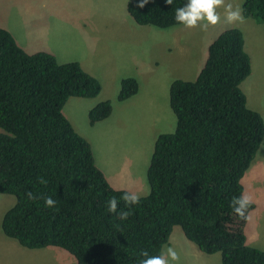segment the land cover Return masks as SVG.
<instances>
[{"label":"trees","instance_id":"16d2710c","mask_svg":"<svg viewBox=\"0 0 264 264\" xmlns=\"http://www.w3.org/2000/svg\"><path fill=\"white\" fill-rule=\"evenodd\" d=\"M185 2L132 0L127 12L138 25L168 29L180 25L175 10ZM241 10L264 27V0H243ZM251 71L244 33L231 28L209 45L196 80L171 83L176 129L158 136L147 171L150 192L121 221L105 202L129 191L109 183L90 142L63 112L70 98H97L101 82L79 62L26 52L0 26V194L16 199L3 234L28 249L61 248L77 264H138L142 251L158 254L180 226L202 252L220 253L221 264H264V250L247 243L248 220L230 207L245 193L242 180L264 141V118L241 89ZM139 88L136 78H123L117 100ZM112 112L110 100L96 104L90 125ZM27 191L37 199L28 200ZM45 196L57 201L55 209L44 205ZM119 208L128 210L123 201Z\"/></svg>","mask_w":264,"mask_h":264},{"label":"rangeland","instance_id":"374dc122","mask_svg":"<svg viewBox=\"0 0 264 264\" xmlns=\"http://www.w3.org/2000/svg\"><path fill=\"white\" fill-rule=\"evenodd\" d=\"M130 1L0 0V9H7L0 14V25L15 35L26 52H49L60 63L79 62L87 72H97L103 87L98 100L116 99V90L125 76L133 75L138 80L141 96L124 107L126 117L122 122L96 123L92 127L89 111L95 98H70L63 112L90 142L96 164L112 186L143 197L150 192L147 171L155 142L160 134L174 132L177 125L170 107L171 83L176 79L196 80L209 45L228 29L239 27L247 36L252 71L241 89L248 106L264 117V27L245 18L242 11L240 21L228 23L224 19L223 6L231 2L242 9L243 0H223L218 9L220 21L206 30L182 25L168 29L138 25L127 12ZM114 67L119 76H108ZM115 105L118 118L122 110L119 101ZM123 132V140L115 137ZM242 183L256 205L248 224L260 225L263 240L258 249L264 250V141ZM15 202L13 195L0 194V264H77L76 258L61 248L28 249L6 237L2 220ZM169 246L179 257L173 264L222 263L220 253L202 252L180 226L173 228L162 250Z\"/></svg>","mask_w":264,"mask_h":264},{"label":"clouds","instance_id":"9594fccd","mask_svg":"<svg viewBox=\"0 0 264 264\" xmlns=\"http://www.w3.org/2000/svg\"><path fill=\"white\" fill-rule=\"evenodd\" d=\"M146 2V0H145ZM167 3H171V0H166ZM223 0H186L183 6L178 7L175 10V21L184 26L185 28L199 27L201 30H206L209 26L216 25L221 15L218 11L222 5ZM143 6V3L140 5ZM241 8L239 6H233L231 2L223 6L224 19L228 23H233L242 20ZM41 184H46L47 181L40 177ZM25 196L28 200L37 199L33 192H25ZM139 195L135 192H124L119 198L112 196L105 202L106 210L109 213H114L121 221L126 220L130 215V208L139 202ZM123 201L124 208H119V202ZM44 205L48 208L55 209L57 201L51 196H45L43 198ZM252 196L242 192L238 196H234L230 201V207L232 211L245 221L250 219V205L252 204ZM141 258L138 260V264H173L179 260L178 254L172 247H166V249L160 251L158 254L151 255L147 251L140 253Z\"/></svg>","mask_w":264,"mask_h":264},{"label":"crops","instance_id":"0c3cea01","mask_svg":"<svg viewBox=\"0 0 264 264\" xmlns=\"http://www.w3.org/2000/svg\"><path fill=\"white\" fill-rule=\"evenodd\" d=\"M5 12H7V9H0V14H2V15H4V13ZM1 26V25H0ZM257 26V25H256ZM2 27V26H1ZM3 28V27H2ZM239 28V27H238ZM4 29H6V28H4ZM243 31V30H242ZM243 33H244V36H245V47H246V50H247V52H248V48H247V36H246V34H245V32L243 31ZM14 35V34H13ZM15 36V35H14ZM15 39H16V37H15ZM251 39V38H250ZM17 41V40H16ZM212 43V42H211ZM20 45V44H19ZM22 47V46H21ZM30 53V52H29ZM32 53V52H31ZM249 53V52H248ZM81 66H83L82 64H81ZM84 70H85V68H83ZM86 71V70H85ZM95 71V70H94ZM118 71H117V68L116 67H114V69H111L109 72H108V76H110V77H117V76H119V74L117 73ZM89 73V72H88ZM97 73V72H96ZM95 72H90V74L91 75H93L94 77H99V76H97V74H96ZM139 73V75L141 76V74H140V72H138ZM126 77H133V75H128V76H125V78ZM122 79V78H121ZM102 89H103V87H102ZM117 92H116V99H113V98H110V100H112V103H113V112H112V114H111V116L109 117V118H107L106 120H103V121H101V122H98L96 125H98V124H100V123H104V122H106L105 124H110V123H112V121H118V122H120L121 120H122V118L123 117H126V113H125V111H123V109H124V107L125 106H128L134 99H136V98H140V96H141V94H140V91H139V93L138 94H136L135 96H133V97H131V98H129L128 100H126V101H123V102H119V104L120 105H118L119 106V108L122 110L121 112H120V114L118 115V118L116 117L117 116V113H116V115H115V111H116V109H115V102H117L118 100H117V96H118V94H119V91H120V88H119V90L117 89L116 90ZM103 92V91H102ZM140 94V96H138ZM138 96V97H137ZM95 101H94V103H93V106L92 107H94L96 104H98V103H100L101 101H104V100H106V98H102V99H94ZM91 107V108H92ZM90 108V109H91ZM256 111V110H255ZM263 116V115H262ZM68 118V117H67ZM264 118V117H263ZM69 119V118H68ZM70 120V119H69ZM120 120V121H119ZM71 121V120H70ZM122 122V121H121ZM72 123V122H71ZM96 125H92V127H94V126H96ZM125 135H126V132H123L121 135H118V134H115V137L116 138H118V139H120V140H123L124 138H125ZM100 168V167H99ZM101 169V168H100ZM102 170V169H101ZM103 171V170H102ZM104 172V171H103ZM107 178V177H106ZM108 180V179H107ZM109 181V180H108ZM110 183V182H109ZM111 184V183H110ZM112 185V184H111ZM117 189V188H116ZM140 192H139V194L141 193V192H143L144 191V186L139 190ZM259 218H257V220H258ZM259 227H260V225H258V226H256V224L255 223H253V225L251 226L250 225V223L248 224L247 223V227H246V235H247V243H248V245H252V247L254 246V247H256V248H259V246H258V244H262V237H260V233H259Z\"/></svg>","mask_w":264,"mask_h":264}]
</instances>
